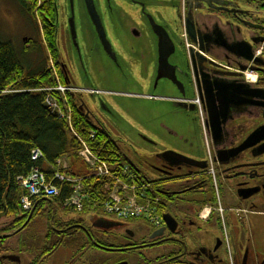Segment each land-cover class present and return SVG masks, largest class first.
<instances>
[{
  "label": "flooded vegetation",
  "instance_id": "obj_1",
  "mask_svg": "<svg viewBox=\"0 0 264 264\" xmlns=\"http://www.w3.org/2000/svg\"><path fill=\"white\" fill-rule=\"evenodd\" d=\"M50 1L55 14L56 60L51 69L56 95H68L75 112L86 123L105 129L118 151L122 136L118 133L114 139L111 126L139 122L122 107L124 101H147L153 106L147 128L157 126L180 142L178 147L163 146L151 133L140 135L156 149L145 156V170L120 151L126 164L122 172L118 169V177L144 176L157 216L164 208L161 226L139 244L101 246L90 229L97 222L90 227L87 221L65 218L62 209L46 202L35 218L36 207L18 227L0 228V264L18 257L6 245L16 238L18 254L42 257L57 253L59 248L52 253L51 240H66L71 252L66 264L83 255L90 242L94 249L124 256L165 248L163 255L141 259L142 264H264V250L246 245L254 232L248 228L246 235L240 229L249 215L264 216V131L256 145L231 153L264 128V0ZM111 75L118 82L116 89L105 83ZM210 101L215 102L213 118L220 123L215 136ZM155 108L180 117L184 129H194V143L171 130L170 121L159 118ZM186 146L189 152L183 151ZM166 153L189 162L176 156L164 159ZM164 218L171 219L169 226ZM41 226V243L28 244ZM213 228L222 231L223 239L213 240ZM75 235L87 242L77 251L70 247ZM114 264L129 263L118 259Z\"/></svg>",
  "mask_w": 264,
  "mask_h": 264
},
{
  "label": "trees",
  "instance_id": "obj_2",
  "mask_svg": "<svg viewBox=\"0 0 264 264\" xmlns=\"http://www.w3.org/2000/svg\"><path fill=\"white\" fill-rule=\"evenodd\" d=\"M12 1L41 34L44 57L39 69L26 73L13 45L0 39V219H8L11 221L10 226L17 227L27 220L29 213L22 212L20 205L21 198L26 193L19 186L17 179L28 177L34 169L42 172L48 181L53 179L55 172L80 179L85 199L79 216H102L106 201L102 190L104 181L93 176L89 166L80 159L79 152L82 146L79 140L85 143L99 161L110 166L112 174L117 177L118 169L122 172L126 164L124 157L105 129L86 123L84 118L75 112L68 95L62 99L54 91L50 92L56 88V81L49 67V62L53 63L56 60L55 14L51 1ZM26 41L24 52L33 55L39 51L38 46L33 45L31 40ZM48 97L54 99L61 110L65 101L67 102L69 109L73 111L69 120L60 118L57 112L47 106ZM34 150L42 154L41 159L32 160L31 153ZM62 160L66 161L68 169H62L57 165ZM118 178L130 180L127 175ZM133 180L138 186L137 193H142L144 199L151 201L146 178L135 173ZM54 185L60 192L49 202L62 209L63 203L72 194L73 186L59 181H55ZM46 202L48 201L40 200L37 203L33 218ZM152 205L155 206L153 203ZM155 209L158 208L155 206ZM61 211L67 215H77L71 209ZM163 211L164 208L161 206L159 214L161 215ZM125 224L140 222L128 221ZM2 233L3 230L0 231V234ZM51 243L52 253L61 246L69 248L66 240H51ZM85 243L87 242L75 235L70 247L77 251ZM98 244L118 248L105 242ZM89 245L91 248L94 247L91 242Z\"/></svg>",
  "mask_w": 264,
  "mask_h": 264
},
{
  "label": "rangeland",
  "instance_id": "obj_3",
  "mask_svg": "<svg viewBox=\"0 0 264 264\" xmlns=\"http://www.w3.org/2000/svg\"><path fill=\"white\" fill-rule=\"evenodd\" d=\"M0 39L2 41L9 42L13 45L16 53L20 61L22 62L26 73L35 71L41 67L43 62L44 53L42 51V37L37 28L34 26L31 20L22 13L18 5L12 0H0ZM31 40V43L35 46H38L39 51L37 53H33L30 55L29 53L24 52V46L26 45L27 41ZM64 52H62V50ZM60 53L62 56L65 57V47L60 48ZM66 59V58H65ZM66 63V62H65ZM107 85L113 86L112 89L118 88V82L114 76H110L108 80L105 82ZM118 90V89H117ZM147 101H124L122 107L132 113L133 120H137L139 122L133 124H129L119 127L114 125L111 126L110 132L114 139H118V133L121 138V142H119V148L122 154L126 159L132 161L140 170L147 169V158L151 152H155L156 149L150 147L144 139H140V135L143 138L148 137V134H153L160 145H171V147H178L176 146L180 141L173 137L172 135H167L165 132H162L158 129V127L147 128L151 125L150 116L152 114L151 108L152 105H148ZM151 106V108H150ZM158 106V105H155ZM166 110L163 108H155L154 112L156 115L165 120L170 121L168 123V127L176 132L179 136H183L189 142L194 143V139L196 137L194 129H184L185 124L184 121L177 116H173L169 114L167 116ZM127 114V113H126ZM125 119V118H124ZM181 119V120H180ZM157 134H154V133ZM148 140V138H147ZM189 146H186L183 151L189 152ZM195 149V147H194ZM134 152L136 153V157ZM203 157H206L207 150L203 148ZM137 159V160H136ZM138 161V163H137ZM146 165V166H145ZM143 168V169H142ZM61 216L63 215L65 218H73L75 220H82L87 221L86 226H92L93 221H104L112 226L108 230H104L103 233L99 232L96 227H91V233L96 234L98 236L99 242H105L110 245L118 246L119 243H140L144 240L145 236L149 234L153 230L149 226L140 224H123L118 222L115 219L105 217V216H98L95 217L94 215H88L86 217L79 216V215H71L69 217L66 213L60 211ZM80 221V222H82ZM11 223L8 219H0V228L3 226H7ZM119 225V227H118ZM248 228L254 232L255 236L249 242L246 238V245L250 248L252 246L254 248L264 250V216L261 215H249L247 217V221L243 226L240 227L242 231L247 235ZM106 231V232H105ZM105 232V233H104ZM127 232L133 234V238L129 239L130 237ZM44 235V227L41 226L40 230H36V233L31 236V239L27 240L28 244H38ZM212 237L213 240L223 239V233L219 228L212 229ZM124 240V241H123ZM41 243V242H40ZM6 245L9 246L10 252L17 255L20 258V264H29L32 261V264H66L68 258L71 253L68 247L61 246L57 253L53 256H33L28 254H18V239H12L6 242ZM37 246V245H36ZM165 248L163 247H156V248H149L145 251L140 253H135L134 255H123L118 253L112 252H105L99 251L97 249L91 248L90 246H86L85 250L82 252L83 255L74 257L73 255V264H114L118 259H124L129 264H142L141 259L149 260L150 258L163 255L165 253ZM12 264V263H9Z\"/></svg>",
  "mask_w": 264,
  "mask_h": 264
},
{
  "label": "built area",
  "instance_id": "obj_4",
  "mask_svg": "<svg viewBox=\"0 0 264 264\" xmlns=\"http://www.w3.org/2000/svg\"><path fill=\"white\" fill-rule=\"evenodd\" d=\"M46 104L52 111L57 112L60 118L69 120L67 113L60 110L54 99L48 97ZM65 108L66 105L63 106V110ZM83 147L84 150L81 156L90 165L93 176L104 181L102 187L103 194L106 197L103 208L104 215L115 220L141 219L152 225H159V219L155 213L156 209L150 201L144 199L142 194L137 193V186L133 183H125L123 179L112 174L111 169L105 163L98 161L84 145ZM31 158L33 161H37L42 158V154L38 150H34L31 153ZM55 181L72 182L58 173H54L53 179L48 181L38 169H34L26 178H18L19 186L26 192V195L20 201L21 209L28 212L36 201L56 198L60 191L54 185ZM75 184L72 195L66 200L64 206L80 211L85 196L80 181L75 182Z\"/></svg>",
  "mask_w": 264,
  "mask_h": 264
},
{
  "label": "water",
  "instance_id": "obj_5",
  "mask_svg": "<svg viewBox=\"0 0 264 264\" xmlns=\"http://www.w3.org/2000/svg\"><path fill=\"white\" fill-rule=\"evenodd\" d=\"M249 61L251 60V58H247ZM229 99V98H228ZM227 101L223 104L224 107L227 106ZM215 104L214 101H210V103H208V115H209V120H210V125H211V130H212V133L213 135L215 136V134H217V132H219L220 130V123H218L213 117H214V109H213V105ZM221 105V104H220ZM264 131V128L260 129L259 131H257L256 133H254L246 142H244L237 150L235 151H231V153H237L238 151H242V150H245V149H249L251 147H253L254 145L257 144V137H259L260 134H262V132ZM170 156H176V155H173L171 153H166L163 155V158L164 159H167V158H170ZM177 158H181L179 156H176ZM180 161H184V162H189L188 159H185V158H181ZM32 216V212L30 213L29 215V219L31 218ZM171 219L169 218H164V223L166 224V226H169L170 224V221ZM100 225V226H99ZM112 225L107 223V222H104V221H97V228H101V229H105V230H108ZM119 227V225H118ZM162 233V231H158L156 233L157 236H160ZM127 234L130 236V237H133V234L127 232ZM7 260H9L11 263H15V264H19L20 260L18 257H15V256H10L7 258Z\"/></svg>",
  "mask_w": 264,
  "mask_h": 264
}]
</instances>
